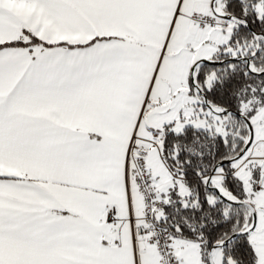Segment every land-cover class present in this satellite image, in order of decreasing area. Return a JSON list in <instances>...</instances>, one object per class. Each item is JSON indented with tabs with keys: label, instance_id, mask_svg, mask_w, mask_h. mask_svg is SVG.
<instances>
[{
	"label": "snow or ice",
	"instance_id": "6c2138e0",
	"mask_svg": "<svg viewBox=\"0 0 264 264\" xmlns=\"http://www.w3.org/2000/svg\"><path fill=\"white\" fill-rule=\"evenodd\" d=\"M0 264H264V0H0Z\"/></svg>",
	"mask_w": 264,
	"mask_h": 264
}]
</instances>
